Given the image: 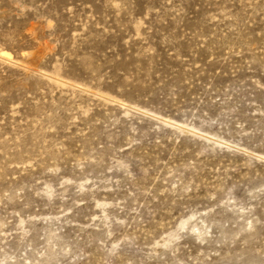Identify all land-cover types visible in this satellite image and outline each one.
<instances>
[{"label":"rangeland","instance_id":"374dc122","mask_svg":"<svg viewBox=\"0 0 264 264\" xmlns=\"http://www.w3.org/2000/svg\"><path fill=\"white\" fill-rule=\"evenodd\" d=\"M0 264H264V0H0Z\"/></svg>","mask_w":264,"mask_h":264}]
</instances>
